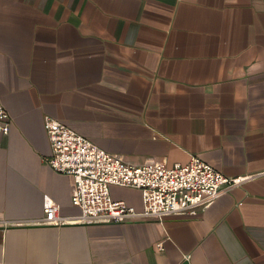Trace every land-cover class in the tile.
<instances>
[{"label":"crops","instance_id":"obj_1","mask_svg":"<svg viewBox=\"0 0 264 264\" xmlns=\"http://www.w3.org/2000/svg\"><path fill=\"white\" fill-rule=\"evenodd\" d=\"M0 97V264H264V0H1ZM47 115L133 163L253 177L162 220L41 223L47 199L80 212Z\"/></svg>","mask_w":264,"mask_h":264},{"label":"built area","instance_id":"obj_2","mask_svg":"<svg viewBox=\"0 0 264 264\" xmlns=\"http://www.w3.org/2000/svg\"><path fill=\"white\" fill-rule=\"evenodd\" d=\"M44 126L51 143L46 160L55 170L73 174L76 191L72 202L79 206L80 212L63 214L58 202L47 199L41 223L162 220L207 205L225 188L253 177V174L228 176L196 154L186 163L169 164L153 156L133 163L101 147L57 117L45 116ZM10 127L11 116L0 97V132H9ZM113 184L139 188L142 208L115 199L111 193ZM158 246L162 248L163 242Z\"/></svg>","mask_w":264,"mask_h":264}]
</instances>
